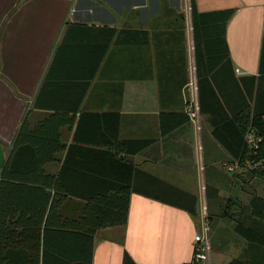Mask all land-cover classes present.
<instances>
[{"label":"crops","instance_id":"0c3cea01","mask_svg":"<svg viewBox=\"0 0 264 264\" xmlns=\"http://www.w3.org/2000/svg\"><path fill=\"white\" fill-rule=\"evenodd\" d=\"M193 6L211 13L192 14L189 0H0V168L24 117L19 144L45 148L44 158H17L43 175L1 186L0 264H53L54 248L68 261L70 244L80 242L69 217L103 185L104 195L127 197V212L122 224L94 230L90 264H121L124 252L137 264L188 261L201 212L209 264L251 250L257 258L260 247L220 212L227 198L247 212L259 183L233 170L204 113L188 119L184 96L196 68L211 72L220 61L222 78L221 31L225 69L230 58L236 75L256 74L264 0ZM229 7L222 29L218 11ZM114 133L148 141L115 151L105 142ZM63 164L76 171H63L55 190Z\"/></svg>","mask_w":264,"mask_h":264},{"label":"trees","instance_id":"16d2710c","mask_svg":"<svg viewBox=\"0 0 264 264\" xmlns=\"http://www.w3.org/2000/svg\"><path fill=\"white\" fill-rule=\"evenodd\" d=\"M190 1L192 14L211 13L197 12L194 10L193 0ZM232 8L222 9L218 13L222 17V29L224 21L232 12ZM216 12V11H214ZM221 41L223 49L222 78L220 79V61L210 72L199 71L196 68V91L198 111L204 113L211 125V132L214 138L228 151L233 163V170L240 168L239 173L247 178L254 177L259 183L260 193H252L249 196L247 209L245 212L242 205L236 203L234 199H225L222 205L220 216L229 214L233 217V230L243 237L246 241L258 245L255 249V260L248 256L252 250L246 252L247 257H234L225 264H264V28L259 53L258 70L256 74L236 75L233 70L230 58L227 60V70L225 69L226 44L221 31ZM47 74L43 76L42 82ZM47 119V118H46ZM44 119V120H46ZM36 123L32 131L37 126L44 123ZM27 127L25 117L20 122L15 133L12 145L8 150L2 166L0 168V189L3 182H13L15 179H27L29 176L35 177L43 175V168L39 164L17 163V158H36L43 157L45 148H31L28 144H19L21 134ZM167 128V127H166ZM162 132L165 130L161 126ZM148 139H120L116 133L110 135L105 142L116 151H132L145 144ZM231 168V167H230ZM63 171H76L75 167L61 165L57 175L54 177L53 188L59 189V181ZM46 175V174H45ZM73 176V175H72ZM75 186L76 184L73 183ZM108 185L99 188V192L94 196L82 197L80 202V215L77 218L69 217V232L80 234V242L70 244V253L65 261L64 256L61 260L60 251L57 249V259L53 264H90L91 241L94 230L99 226L122 224L126 218L127 197L112 196L105 194ZM70 193L76 194L75 189H69ZM103 195V196H102ZM186 200H190L187 198ZM234 209L236 216L232 215ZM184 206V205H183ZM239 207H241L239 209ZM185 208H188L185 206ZM238 209V210H237ZM240 211V212H239ZM2 219L0 220V226ZM0 238V248L1 247ZM48 247H43L44 252ZM121 264H137L126 252L123 253Z\"/></svg>","mask_w":264,"mask_h":264},{"label":"built area","instance_id":"2783aa9c","mask_svg":"<svg viewBox=\"0 0 264 264\" xmlns=\"http://www.w3.org/2000/svg\"><path fill=\"white\" fill-rule=\"evenodd\" d=\"M185 113L191 122H196L198 118V104L196 82L190 77L185 85ZM201 220L198 230L192 236V255L188 261L180 264H209L208 250L209 241L207 236L206 214L201 212Z\"/></svg>","mask_w":264,"mask_h":264}]
</instances>
